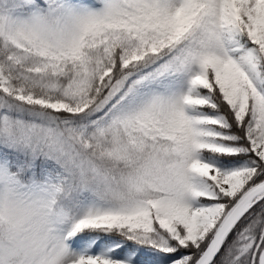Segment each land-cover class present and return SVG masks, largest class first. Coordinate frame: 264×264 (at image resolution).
Here are the masks:
<instances>
[{"label": "snow or ice", "instance_id": "6c2138e0", "mask_svg": "<svg viewBox=\"0 0 264 264\" xmlns=\"http://www.w3.org/2000/svg\"><path fill=\"white\" fill-rule=\"evenodd\" d=\"M0 264H264V0H0Z\"/></svg>", "mask_w": 264, "mask_h": 264}]
</instances>
